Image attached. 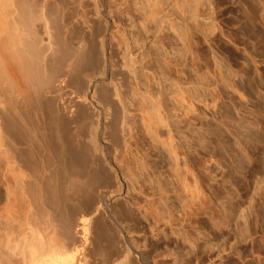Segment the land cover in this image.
Segmentation results:
<instances>
[{
  "label": "rangeland",
  "instance_id": "obj_1",
  "mask_svg": "<svg viewBox=\"0 0 264 264\" xmlns=\"http://www.w3.org/2000/svg\"><path fill=\"white\" fill-rule=\"evenodd\" d=\"M36 1L76 21L74 43L97 49L82 83H113L115 98L126 77L122 97L134 101L135 68L133 97L153 119L154 143L138 133L150 159L134 180L101 136L107 167L101 156L94 165L111 180L99 190L131 213L123 234L108 230L111 253L133 244L140 264H264V0ZM95 119L89 110L87 125L70 127L91 153Z\"/></svg>",
  "mask_w": 264,
  "mask_h": 264
},
{
  "label": "bare ground",
  "instance_id": "obj_2",
  "mask_svg": "<svg viewBox=\"0 0 264 264\" xmlns=\"http://www.w3.org/2000/svg\"><path fill=\"white\" fill-rule=\"evenodd\" d=\"M51 3L0 0V264H140L146 260L133 244L124 257L111 253L107 232L123 234L122 222L131 213L99 190L110 177L97 170L95 159L109 156L100 141L110 134L118 151L114 159L124 162L132 179L148 167L150 157L138 154V133L152 142L156 135L150 113L134 98L136 69L129 103L123 98L126 77L120 79L122 91L115 87V98L114 84L104 79L84 85L97 49L74 43L82 38L76 21ZM89 110L100 126L90 140L92 153L70 130L72 123L80 128L88 123Z\"/></svg>",
  "mask_w": 264,
  "mask_h": 264
}]
</instances>
